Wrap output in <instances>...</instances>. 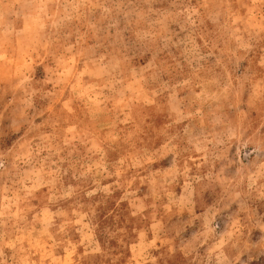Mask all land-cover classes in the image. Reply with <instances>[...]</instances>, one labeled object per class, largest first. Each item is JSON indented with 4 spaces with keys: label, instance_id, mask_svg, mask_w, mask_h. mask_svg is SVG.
I'll use <instances>...</instances> for the list:
<instances>
[{
    "label": "rangeland",
    "instance_id": "374dc122",
    "mask_svg": "<svg viewBox=\"0 0 264 264\" xmlns=\"http://www.w3.org/2000/svg\"><path fill=\"white\" fill-rule=\"evenodd\" d=\"M0 264H264V0H0Z\"/></svg>",
    "mask_w": 264,
    "mask_h": 264
}]
</instances>
